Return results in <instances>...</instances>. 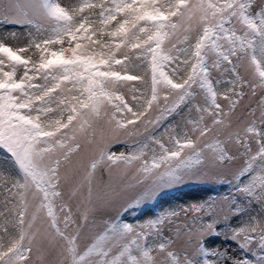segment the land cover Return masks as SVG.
<instances>
[{"label":"snow or ice","instance_id":"obj_1","mask_svg":"<svg viewBox=\"0 0 264 264\" xmlns=\"http://www.w3.org/2000/svg\"><path fill=\"white\" fill-rule=\"evenodd\" d=\"M0 23L27 35L20 47L0 41V151L15 170L0 171V264H31L34 247L43 264L41 235L50 247L59 245L58 264H264V0H68L65 6L0 0ZM213 71L230 78L213 80ZM244 89L261 96L251 119L233 127ZM185 109L183 126L165 123ZM82 141L94 145V154L70 193L75 197L87 185V197L73 211L61 190L68 179L61 168ZM120 144L126 150H112ZM229 145L243 164L228 181L232 195L223 197L228 231L220 228L223 209L215 201L182 209L191 216L176 224L183 254L164 236L165 224L180 215L176 210L143 223L122 221V212L206 163L226 168L237 159ZM101 168L109 175L106 199L94 203ZM98 205L118 206L117 218L104 221L81 248ZM220 236L244 258L207 246Z\"/></svg>","mask_w":264,"mask_h":264},{"label":"rangeland","instance_id":"obj_2","mask_svg":"<svg viewBox=\"0 0 264 264\" xmlns=\"http://www.w3.org/2000/svg\"><path fill=\"white\" fill-rule=\"evenodd\" d=\"M62 6H65L68 3V0H59ZM259 3V0H257ZM15 32L17 34V38L13 39L11 37V33ZM0 41H3L6 45L11 47H20L24 46L27 43V35L23 28H20L14 24H5L0 23ZM32 50H29L28 55ZM134 71L138 74H143L140 69H134ZM241 75L248 76L249 73H246L244 68L239 69ZM132 74V73H131ZM212 76L218 78H230L228 74H224L221 76L219 72L213 71ZM129 86H138L139 81H130L128 82ZM122 91L126 94V98L131 101V94L128 92V88L122 89ZM246 93L242 98L239 99L235 113L232 117L233 127L236 126L237 122L243 125V122L250 120L251 117L248 116V112L257 107V102L261 96L260 92H257L256 96H252L248 89H244ZM197 100L203 103L201 97H197ZM220 103L226 106L227 102L221 100ZM189 113L185 109L179 116H174L166 121L165 123L171 122L174 125L183 126V122L187 119ZM259 112H257V116ZM191 116L195 118L196 113L192 112ZM113 151H124L126 150L124 145H114ZM253 150H255V145H253ZM230 154L236 155L237 159L228 163V166L224 169L212 168L210 163H206L203 167L200 168L199 172L196 174L187 176L181 184H178L174 187L161 190L157 196L148 201L145 204H142L140 207L135 209H129L127 212H122L120 218L123 222L138 224L143 223L148 219H154L159 214L168 211V210H176L180 213V215L176 218L175 224H165L164 226V236L172 237L175 240L173 244V248L183 254L185 249L184 239L181 237L180 239H176L175 231L176 224L183 225L188 220L191 219V216H185L182 209L191 206L192 204H199L204 202H209V194L212 189H217V194L211 200L215 201L218 209L222 208L223 212L220 213L221 223L220 228L222 231H228L227 227L223 221V215L228 214L231 218V213L229 212V205L223 199L225 196H231L233 193V187L228 181L231 179L232 172H234L237 168L242 166L243 158L239 156V152L235 147L229 145ZM94 154V145H88L85 142H81V146L76 153H73L70 158V163L64 165L61 168V175L67 176V182L62 181V192L64 193V199L67 201L73 211H75L77 205L87 197L88 188L85 184L82 189L78 192L75 197L70 198L71 191L77 187V185L81 182L84 174V169L87 167L88 161L92 158ZM0 171H4L10 173L11 175H15V170L12 168L11 164L8 162V159L3 151L0 154ZM118 172L113 170L112 178L115 183H120L117 179ZM109 183V175L108 172L101 168L97 170L96 177L93 182V202H97L101 199H106V191L107 185ZM208 185V188H202L203 186ZM220 185H223L224 188L228 191L225 195L221 189ZM220 189V190H219ZM117 207H109V208H100L98 205V210L89 216V222L84 226L82 235L84 239L80 241L81 248H83L87 243L90 242L92 236L97 232L103 230L104 221L113 220L117 218ZM0 210H2V205H0ZM260 211L259 206L253 204L251 206L250 212L254 215L258 214ZM7 215V213H5ZM2 217H0V222H2ZM95 220V224L92 221ZM231 223L233 226H238V222L236 224V219H232ZM37 226H39V221L37 222ZM2 235V233H0ZM40 241V249L44 254V262L43 264H58L59 262V245L55 247L49 246V241L43 237V235L38 237ZM207 246L209 248H218L227 250L230 256L235 258H244V254L240 252L237 246L231 242L230 240H226L225 237H215L211 238L207 242ZM189 255H191V249H188ZM41 253H38L36 248L34 247L32 252L30 253L31 264H41V261L37 258ZM251 259V257H248ZM211 259V258H210Z\"/></svg>","mask_w":264,"mask_h":264},{"label":"trees","instance_id":"obj_3","mask_svg":"<svg viewBox=\"0 0 264 264\" xmlns=\"http://www.w3.org/2000/svg\"><path fill=\"white\" fill-rule=\"evenodd\" d=\"M129 74H131V73H129ZM212 78H213V80H215V79H217L218 77H214V76H212ZM223 79H228L227 77H225V78H223ZM221 90L225 87V85H223V84H221V85H219L218 86ZM149 95H150V93H149ZM0 154H1V151H0ZM209 186L208 185H205V186H203L202 188H208ZM220 189H221V191L226 195L227 193H228V191L226 190V188H224L223 187V185H220V187H219ZM219 189V190H220ZM217 194V189H212V191L210 192V194H209V202H211V200L215 197V195ZM251 214L252 215H254L252 212H251ZM246 218V217H245ZM237 222H238V220H236V224H237ZM219 250H221V251H224V249H219Z\"/></svg>","mask_w":264,"mask_h":264}]
</instances>
